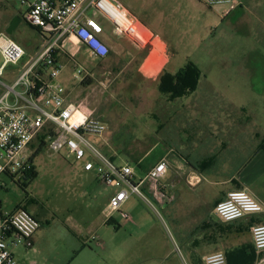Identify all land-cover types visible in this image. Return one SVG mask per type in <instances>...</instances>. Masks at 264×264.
Segmentation results:
<instances>
[{
    "label": "crops",
    "instance_id": "crops-1",
    "mask_svg": "<svg viewBox=\"0 0 264 264\" xmlns=\"http://www.w3.org/2000/svg\"><path fill=\"white\" fill-rule=\"evenodd\" d=\"M118 1L130 19L148 35L150 42L142 46L129 35L116 32L112 22L105 17L89 13L98 20V17L105 20L104 23L99 22L104 27L101 37L110 48L112 61L108 74L113 75V80L108 85L116 83L117 65L124 61L137 69L138 77L142 76L154 87V90L145 89L147 96L154 98H147L145 110L135 116L143 125H147L151 118L157 121L155 134L158 142L155 145L141 143L134 153L132 150L128 153L111 146L108 132L100 139V149L109 159L118 166L132 167V182L139 185L145 198L131 194L120 211L112 210L109 202L101 218L97 202L94 212L91 203L90 211L85 206L75 215L66 213L65 220L61 221L66 239L73 238L85 246L79 264H94L93 251L86 248L89 244L105 249L115 264H205L206 256L220 251L226 254L228 264H264V250L255 248L251 232L252 227L264 224V213L224 222L215 212L217 204L237 190L249 192L264 206V104L259 99L241 98L237 94L253 92L258 97L253 81L258 71L248 68L231 71L236 72L235 75L226 73L223 84H210V94L201 103L192 99L200 84L193 94L169 100L167 96L160 95V78L166 73L175 75L182 69L171 67L174 49L171 45L188 41L190 14L187 6L194 0ZM21 4L25 7L24 13L9 11L8 24L19 16L22 23L25 22L37 34L40 45L31 55L33 57L43 44L44 36L26 21L28 7ZM133 4L137 5L140 15L129 8ZM156 5L159 9L154 14L152 7ZM239 9L244 7L240 5L229 14L223 8L218 13L223 20H228ZM1 33H6V30ZM67 46L79 54L83 52L87 66L99 60L80 40L75 37L68 39L64 51L56 55L57 64L62 68L57 81L62 85L63 71L79 69L83 63L74 54H68ZM82 70L88 72L85 68ZM124 124H127V119ZM160 145V152L149 160ZM37 150L31 154L27 152L31 163ZM37 157L32 163L34 167ZM162 160L168 163V174L161 181L160 190L153 191L145 178ZM26 175L22 178L26 179ZM2 177L0 188H5L7 180ZM0 205L5 214H12L23 207L20 205L12 212H4L1 200ZM122 213L129 214L131 220L123 218ZM34 215L40 224L43 223L42 215L36 212ZM102 226H106L108 231L106 243L99 238ZM41 230L39 227L34 235L36 243ZM92 237L97 238L96 242H92Z\"/></svg>",
    "mask_w": 264,
    "mask_h": 264
},
{
    "label": "rangeland",
    "instance_id": "rangeland-1",
    "mask_svg": "<svg viewBox=\"0 0 264 264\" xmlns=\"http://www.w3.org/2000/svg\"><path fill=\"white\" fill-rule=\"evenodd\" d=\"M236 1L244 9L234 12L228 20H223L218 13L219 10H223V7L209 9L197 0H194L192 4L189 2L188 6L185 5L189 9L191 21H188V41L171 45L174 48L171 67L183 68L192 62L201 69L203 76L199 91L192 96V99L198 103L210 94L208 90L211 83L213 85L224 83L226 73L235 75L236 72L231 71L252 68L258 71L257 75L253 76L258 97L253 92L237 94L241 98L259 99V102L264 104V0ZM133 5L129 8L137 16L140 15L137 5ZM152 8L155 14L159 6ZM9 11L14 14H23L25 7L19 0H0V33L9 26ZM98 18L104 23L103 18ZM142 35L145 38L148 37L143 32ZM12 37L27 52L24 64L38 49L39 37L25 22L19 26ZM66 51L82 60L80 69L85 68L88 71L81 74L79 78L76 76L77 69L63 71L60 80H64L66 97L70 102L85 103L90 111H93V115L108 125L111 146L117 147L120 151L127 150L128 153L132 150L131 152L134 153L141 143L148 142L155 145L157 121L151 118L146 122L147 125H143L135 116L141 110H145L147 98H154L147 96L148 93L145 91V89L154 90V87L143 80L142 76H137V69L130 66L128 62H119L115 73L116 83L108 85L113 80V75L108 74V71L112 69L110 54L106 59L91 62L87 66L84 64L86 61L83 52L79 54L68 46ZM2 62L0 54V65ZM21 70V65L8 66L2 81L11 83ZM126 119L127 124H124ZM131 119L132 123H130ZM100 139L102 138L92 140L104 154L100 149ZM161 147L162 145L157 151H153L149 160L156 157ZM37 148L38 143L34 142L28 153H33ZM35 168L37 175L32 180L18 177L12 180L6 176L2 177L7 180V187L0 188V200L4 212H12L22 205L33 216L35 212L43 216V223L40 224L42 230L37 243L33 237V248L25 250L22 247H12L16 260L18 264H79L85 246L80 245L73 238L66 239L61 221L65 220L66 213L71 212L75 215V212L85 206H88L90 211L91 203L93 212L98 205L101 218L106 212L105 207L117 190L101 183L95 172H83L80 164L76 163L71 156L65 153L57 154L48 147L37 157ZM95 202H97L96 205ZM105 227L102 226L99 232V238L104 243L108 233ZM92 245L89 244L86 248L93 251L91 255L94 256V264H115L110 253L99 246Z\"/></svg>",
    "mask_w": 264,
    "mask_h": 264
},
{
    "label": "built area",
    "instance_id": "built-area-1",
    "mask_svg": "<svg viewBox=\"0 0 264 264\" xmlns=\"http://www.w3.org/2000/svg\"><path fill=\"white\" fill-rule=\"evenodd\" d=\"M10 1V0H9ZM27 5L26 21L41 31L44 42L39 51L24 64L26 50L12 36L0 34V178L4 175L22 178L32 170L27 152L42 135L47 136V147L57 154H67L83 167L85 172H95L99 181L117 189L110 201V208L120 211L130 195L145 198L139 185L132 182L133 169L118 166L104 155L93 142L103 138L108 125L93 115L85 103L70 102L65 89L57 80L62 68L56 63L41 85L33 83L38 66L52 64L59 51H64L65 42L75 37L84 43L92 55L106 59L110 48L102 39L104 27L90 12L105 17L116 32L127 34L145 46L149 37H137L132 19L118 0H19ZM213 9L226 8L231 13L239 4L236 0H198ZM126 17L131 25L125 29L121 19ZM22 66L21 72L11 83L2 78L8 66ZM77 69V78L83 74ZM168 174V163L162 160L147 174L146 180L153 191ZM215 212L224 222H232L249 215L264 213V206L245 190L232 191L217 204ZM123 218L131 216L122 213ZM40 227L38 219L24 207L12 214L2 212L0 205V264H18L12 247L33 248V237ZM252 238L257 250H264V224L252 227ZM92 242L97 238L92 237ZM205 264H228L224 252L205 257Z\"/></svg>",
    "mask_w": 264,
    "mask_h": 264
},
{
    "label": "trees",
    "instance_id": "trees-1",
    "mask_svg": "<svg viewBox=\"0 0 264 264\" xmlns=\"http://www.w3.org/2000/svg\"><path fill=\"white\" fill-rule=\"evenodd\" d=\"M34 30L41 33V31L37 28L32 27ZM57 63V60L54 58L52 64L49 65L46 62L41 63L36 73L33 77V83L36 85H41L42 82L47 77L48 73L52 69V67ZM202 79V71L200 68L190 62L185 67H183L177 74H163L160 78L159 83V92L168 97L169 100H176L178 98H182L184 96H188L197 91L200 81ZM47 147V136L42 135L38 141V150L36 155L31 159L32 163L37 156H39L43 150ZM264 149V147H263ZM37 171L33 166L32 170L27 173L25 180H32L36 177Z\"/></svg>",
    "mask_w": 264,
    "mask_h": 264
},
{
    "label": "water",
    "instance_id": "water-1",
    "mask_svg": "<svg viewBox=\"0 0 264 264\" xmlns=\"http://www.w3.org/2000/svg\"><path fill=\"white\" fill-rule=\"evenodd\" d=\"M22 23V18L17 16L15 17L11 22L10 25L8 26V28L6 29V33L10 36H12L18 29V27L20 26V24Z\"/></svg>",
    "mask_w": 264,
    "mask_h": 264
},
{
    "label": "bare ground",
    "instance_id": "bare-ground-1",
    "mask_svg": "<svg viewBox=\"0 0 264 264\" xmlns=\"http://www.w3.org/2000/svg\"><path fill=\"white\" fill-rule=\"evenodd\" d=\"M121 22H122V24H123V26L125 27V29H128L129 27H130V25H131V22L126 18V17H124L123 16V18L121 19ZM134 27V29L136 30V36L137 37H139V38H144L143 37V35H142V31L140 30V28H139V25H134L133 26Z\"/></svg>",
    "mask_w": 264,
    "mask_h": 264
}]
</instances>
